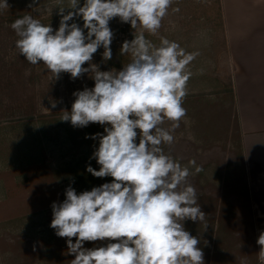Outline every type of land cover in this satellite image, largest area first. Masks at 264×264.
Masks as SVG:
<instances>
[{
	"label": "rangeland",
	"instance_id": "obj_1",
	"mask_svg": "<svg viewBox=\"0 0 264 264\" xmlns=\"http://www.w3.org/2000/svg\"><path fill=\"white\" fill-rule=\"evenodd\" d=\"M239 2L236 11L249 14L256 25L252 32H260L264 7H254L250 0ZM8 3L9 9L0 10V264H71L74 256L67 254V238L58 237L50 227L51 205L65 199L69 185L79 194L111 182V177L97 178L86 171L89 163L99 170L96 160L90 159L99 140L90 137L103 133L105 126L90 123L81 128L60 120L62 110L71 111L75 91L94 87L89 74L73 80L69 73H61L54 79L42 62L30 64L15 47L18 37L11 24L24 15L58 29L57 0ZM67 3L63 0L64 6ZM175 8L179 11H173ZM216 13L219 19L212 27L209 16ZM223 16L224 22L215 0H174L158 33L145 35L156 45L163 36L189 53H199L189 65L192 75L182 105L186 116L170 133L173 143L162 145L166 154L189 168L188 181L206 214L204 222L186 220L184 227L200 239L204 264H257L260 246L256 241L264 232V205L253 200L236 84L244 88L243 74L258 71L254 62L249 64L250 70L241 64L240 52L242 60L255 61L263 55L252 49L264 50V41L254 47L253 41L243 43L239 49L230 37L234 32H227L224 9ZM75 22L83 27L82 19ZM109 26L114 33L112 59L102 62L101 47L92 63L101 71H119L130 62V56H121L119 50L125 40L134 39L135 30L119 17ZM257 38L258 33L250 37ZM171 123L166 120L161 127L170 129ZM192 160L203 171L196 173L189 163ZM204 223L208 224L206 231ZM108 242H85L84 246Z\"/></svg>",
	"mask_w": 264,
	"mask_h": 264
},
{
	"label": "clouds",
	"instance_id": "obj_2",
	"mask_svg": "<svg viewBox=\"0 0 264 264\" xmlns=\"http://www.w3.org/2000/svg\"><path fill=\"white\" fill-rule=\"evenodd\" d=\"M173 3L84 0L81 6V0H68L64 6L57 0L58 29L31 15L11 24L18 37L15 47L27 62H42L54 79L69 73L73 80L89 74L94 81V87L73 93L71 111L62 110L60 120L81 128L90 123L105 126L103 133L90 137L99 140L90 157L99 170L89 163L86 171L112 180L79 194L69 185L65 199L51 205L50 227L58 237L67 238V254L74 256L71 264H204L200 239L185 229L184 222H204L206 214L188 181L189 168L162 147L173 143L170 133L186 116L182 105L192 75L189 65L199 53H189L163 36L159 45L145 36L158 33ZM9 8L8 0H0V10ZM116 17L135 30L134 39L125 40L119 50L121 56H130V62L119 71H101L92 63L93 55L102 47V62L112 59L114 33L109 22ZM166 120L172 122L170 129L161 127ZM189 163L196 173L203 171L195 160ZM207 227L204 223L205 231ZM96 241L109 242L84 246ZM256 243L264 264V232Z\"/></svg>",
	"mask_w": 264,
	"mask_h": 264
},
{
	"label": "crops",
	"instance_id": "obj_3",
	"mask_svg": "<svg viewBox=\"0 0 264 264\" xmlns=\"http://www.w3.org/2000/svg\"><path fill=\"white\" fill-rule=\"evenodd\" d=\"M250 1H252L254 7H264V0ZM239 3V0H222L227 32L229 34L232 31L234 32L230 37L237 41L239 49L241 44H247L250 41L254 42V47L264 41V26H262L260 32H252L256 25L249 19V14H246L245 11H236ZM257 33L259 38L250 39L252 35H257ZM252 52L263 56L254 61L251 58L247 60L246 57L245 60H242V56H240L242 52L239 54L241 64L249 69V64L254 62L258 66V71L257 73L243 74L246 76L244 77L246 83L244 88L236 84L239 102L237 109L241 114V125L245 132L246 161L248 166L251 167L249 173L251 172L253 200L255 202L257 200L264 205V50L252 49ZM247 53L249 54L250 51L247 50ZM255 187L257 190H254ZM257 264H261V262L258 261Z\"/></svg>",
	"mask_w": 264,
	"mask_h": 264
},
{
	"label": "trees",
	"instance_id": "obj_4",
	"mask_svg": "<svg viewBox=\"0 0 264 264\" xmlns=\"http://www.w3.org/2000/svg\"><path fill=\"white\" fill-rule=\"evenodd\" d=\"M215 2H217V3L219 4V7H220V9H221V17H220V20H222V22H224L222 0H215ZM209 17L213 19V25H212V27L216 26V23H214V21H216V20L219 19V17H217V13H216V16L214 15V17H213V16L210 15ZM207 21H208V20H207ZM183 23H184V22H183ZM185 24H186V23H185ZM188 25H192V24H191L190 22H188ZM193 26H194V25H193ZM145 36H146V35H145ZM131 37H134V36L132 35ZM146 38L149 39L148 36H146Z\"/></svg>",
	"mask_w": 264,
	"mask_h": 264
}]
</instances>
